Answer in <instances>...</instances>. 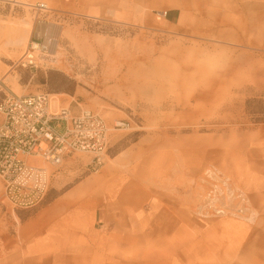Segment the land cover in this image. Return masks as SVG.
I'll return each instance as SVG.
<instances>
[{
    "label": "rangeland",
    "instance_id": "rangeland-1",
    "mask_svg": "<svg viewBox=\"0 0 264 264\" xmlns=\"http://www.w3.org/2000/svg\"><path fill=\"white\" fill-rule=\"evenodd\" d=\"M24 1L51 11L0 5V101L45 92L135 128L98 171L83 153L47 166L32 209H9L0 179V264H264V77L238 66L264 64V0ZM25 21L28 42L10 43ZM36 36L59 45L30 71ZM93 180L84 229L55 205Z\"/></svg>",
    "mask_w": 264,
    "mask_h": 264
},
{
    "label": "built area",
    "instance_id": "built-area-1",
    "mask_svg": "<svg viewBox=\"0 0 264 264\" xmlns=\"http://www.w3.org/2000/svg\"><path fill=\"white\" fill-rule=\"evenodd\" d=\"M0 5L19 6L14 0ZM36 13L51 11L45 2L31 6ZM52 39L36 36L30 40L18 65L38 71L51 51ZM0 179L9 209H32L49 191L51 173L47 166L61 167L76 153L91 157L88 166L98 171L109 156L112 134L133 131L130 120L108 122L89 109L51 106L50 94H7L0 101Z\"/></svg>",
    "mask_w": 264,
    "mask_h": 264
},
{
    "label": "bare ground",
    "instance_id": "bare-ground-1",
    "mask_svg": "<svg viewBox=\"0 0 264 264\" xmlns=\"http://www.w3.org/2000/svg\"><path fill=\"white\" fill-rule=\"evenodd\" d=\"M16 4H19L20 6L22 5H26V6H32L34 4L26 2L24 0H14ZM175 1V0H174ZM173 2V0L171 1ZM176 4V2H173ZM174 4V5H175ZM255 22L258 23V25H256V31L259 33V35H261L260 37L262 38V40H264V17H259ZM227 30L229 31V33H236V32H231L234 31L235 29L228 25ZM31 23L30 21H25L24 25L22 27L19 28V30L17 31L16 37L14 38V40L10 41V43L12 44H24L26 42H28L29 37H28V33L30 32L31 29ZM225 27V26H224ZM226 28H224L222 31H225ZM244 29V28H243ZM238 33H240L238 31ZM245 37V35L242 36V38ZM246 38V37H245ZM245 40V39H243ZM59 43L58 40L56 38H52V41L50 42V46H51V50L53 52L56 53V49L58 47ZM177 50H180L179 47L177 48ZM253 57L250 55H240V57L238 58V66L240 69V65L239 64H243L245 66H247L250 70L249 73H251L252 76H254L255 78L260 77V79L262 77H264V64H259L258 67H256L254 64H252V59ZM244 69V68H243ZM55 99H58V95H53ZM58 100H55V103H57ZM51 106L53 107V103L51 102ZM73 159V158H72ZM98 181V180H96ZM96 182L95 180L93 181H89L88 184L83 188V189H78V191L59 199L56 202L55 207L56 208H62V207H66V206H73L72 207V219H76V221L79 222V226L83 227L84 229H86V225L89 219V206L90 204H92L93 199H91V194H90V190H93L96 187ZM115 184L112 186L114 188ZM112 188V189H113ZM84 194V195H82ZM95 204L101 205L102 199L97 197L95 200ZM91 233V232H90ZM92 234V233H91Z\"/></svg>",
    "mask_w": 264,
    "mask_h": 264
},
{
    "label": "crops",
    "instance_id": "crops-1",
    "mask_svg": "<svg viewBox=\"0 0 264 264\" xmlns=\"http://www.w3.org/2000/svg\"><path fill=\"white\" fill-rule=\"evenodd\" d=\"M175 17H176V15L174 14L171 18L174 19ZM30 71H33V70H30ZM0 83H1V81H0ZM0 120H1V115H0ZM34 247L41 249L43 247V240L42 239L37 240L36 244L34 245Z\"/></svg>",
    "mask_w": 264,
    "mask_h": 264
},
{
    "label": "trees",
    "instance_id": "trees-1",
    "mask_svg": "<svg viewBox=\"0 0 264 264\" xmlns=\"http://www.w3.org/2000/svg\"><path fill=\"white\" fill-rule=\"evenodd\" d=\"M170 19H172V18H170Z\"/></svg>",
    "mask_w": 264,
    "mask_h": 264
}]
</instances>
